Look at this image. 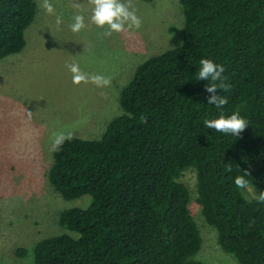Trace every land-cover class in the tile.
<instances>
[{
  "label": "trees",
  "instance_id": "trees-1",
  "mask_svg": "<svg viewBox=\"0 0 264 264\" xmlns=\"http://www.w3.org/2000/svg\"><path fill=\"white\" fill-rule=\"evenodd\" d=\"M182 42L138 64L121 89L122 112L98 138L72 135L52 149L50 185L86 207L59 214L68 233L33 247L35 264H206L182 172H196L197 202L221 248L264 264V0H180ZM35 0H0V58L20 52ZM201 59L223 65V109L207 104ZM238 112V137L205 122ZM248 173L256 196L234 179ZM24 249L17 251L22 255Z\"/></svg>",
  "mask_w": 264,
  "mask_h": 264
},
{
  "label": "rangeland",
  "instance_id": "rangeland-1",
  "mask_svg": "<svg viewBox=\"0 0 264 264\" xmlns=\"http://www.w3.org/2000/svg\"><path fill=\"white\" fill-rule=\"evenodd\" d=\"M35 3L23 49L0 58V264H35L32 250L39 240L76 234L59 224V214L91 201L87 195L64 199L50 185L47 172L54 134L100 137L122 112L120 92L136 66L183 40L185 16L180 0H130L142 26L112 36H105L90 22L92 0ZM78 14L85 17L86 26L73 32L70 26ZM70 64H78L89 77L104 76L110 83L103 87L91 79L76 83ZM180 180L189 190V208L201 236L195 259L239 264L221 248L216 229L202 215L195 170H184ZM245 194L256 196L249 185ZM20 249L25 250L22 255L17 253Z\"/></svg>",
  "mask_w": 264,
  "mask_h": 264
},
{
  "label": "clouds",
  "instance_id": "clouds-1",
  "mask_svg": "<svg viewBox=\"0 0 264 264\" xmlns=\"http://www.w3.org/2000/svg\"><path fill=\"white\" fill-rule=\"evenodd\" d=\"M49 11H51L50 7ZM61 22L60 18H58L57 23ZM90 22L97 28L102 29L105 36H112L113 34L122 32H135L142 26V19L137 15L130 0H92ZM85 26V17L78 14L74 17V22L70 27L73 32H78ZM68 67L70 72L73 73V80L76 83L89 79L97 87H103L110 83V80L104 76L96 75L89 77L88 74L80 69L78 64H70ZM224 71L223 65L210 59H201L196 73V80L206 81L205 91L209 94L206 98L207 104L214 106L216 109H223L228 103L226 96L218 94V89L223 87ZM247 126L248 121L240 116L238 112H233L227 116L221 114L218 118L205 122L206 128L233 137H238ZM71 139V133L61 132L54 134L53 150L59 151L65 141ZM247 177L248 173L242 172L241 175L234 179L235 185L241 189L247 188Z\"/></svg>",
  "mask_w": 264,
  "mask_h": 264
}]
</instances>
